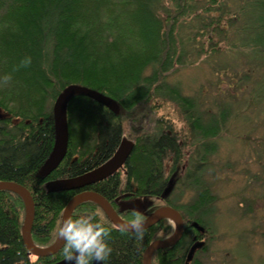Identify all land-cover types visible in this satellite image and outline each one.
<instances>
[{
  "label": "trees",
  "instance_id": "trees-1",
  "mask_svg": "<svg viewBox=\"0 0 264 264\" xmlns=\"http://www.w3.org/2000/svg\"><path fill=\"white\" fill-rule=\"evenodd\" d=\"M231 15L237 17L227 20L229 28L241 20L253 46L264 54V0H0V182L11 181L31 193L35 245L49 248L57 241L58 222L79 193H49L46 185L83 175L110 160L125 137V119L133 125L134 153L122 171L82 191L97 192L116 210V200L126 195L149 199L151 205L142 212L146 218L164 207L178 210L186 222L181 242L157 251L152 264H204L199 255L209 249L216 201L205 175L218 154V138L231 108L208 115L206 121L197 100L184 96L169 78L192 64L199 37L210 44L204 54L218 52L214 41L228 39L223 23ZM259 64L264 68V62ZM71 86L96 91L118 109L83 94L72 97L67 155L42 176L55 145L54 105ZM153 101L178 107L190 127L189 155L172 123H158L151 132L140 128ZM167 164L172 174L185 167V175L163 200L170 181ZM185 191L195 195L188 203H182ZM26 210L18 193L0 191V264L67 262L62 249L52 257L29 254L23 244ZM132 212L120 213V218L127 221ZM96 214L110 229L107 242L112 249L108 260L99 264H143L148 247L175 232L163 220L138 237L118 229L92 201L74 209L72 217ZM197 243L203 247L189 260Z\"/></svg>",
  "mask_w": 264,
  "mask_h": 264
},
{
  "label": "rangeland",
  "instance_id": "rangeland-1",
  "mask_svg": "<svg viewBox=\"0 0 264 264\" xmlns=\"http://www.w3.org/2000/svg\"><path fill=\"white\" fill-rule=\"evenodd\" d=\"M233 17L237 16H227L223 23L228 39L217 37L214 41L218 52L204 54L210 44L199 37L191 52L193 65L178 68L169 81L179 85L184 96L197 100L200 110L207 114L206 121L208 115L231 108L230 119L218 138V154L210 160L212 168L205 175L216 201L213 235L200 259L204 264H264V68L258 65V61L264 62V54L253 46L251 32L242 28L241 20L229 28L227 20ZM147 112L140 128L151 132L158 123H172L189 155L190 127L178 107L153 101ZM123 122L125 137L134 142L133 125L125 119ZM50 164L41 168L42 174ZM183 172L185 167L172 174L167 164L165 174L170 180L176 175L177 183ZM183 194L182 203L195 196L188 191ZM170 223L176 225L173 220Z\"/></svg>",
  "mask_w": 264,
  "mask_h": 264
},
{
  "label": "water",
  "instance_id": "water-1",
  "mask_svg": "<svg viewBox=\"0 0 264 264\" xmlns=\"http://www.w3.org/2000/svg\"><path fill=\"white\" fill-rule=\"evenodd\" d=\"M77 94H83L94 101L104 104L109 109L115 110L118 109V106L114 101L104 97L100 93L96 91H92L87 88H83L80 86H71L67 90L64 91L63 94H61L55 105H54V119H55V130H56V138H55V145L53 152L51 154V157L48 158V162L50 164V169L45 173L42 174L40 171V174L42 176L47 175L50 173L54 168H56L60 162L64 159V157L67 155L68 148H69V141H70V133H69V125H68V117H67V109L70 100L72 97H74ZM135 142L132 140H129L128 138L124 137L121 144H119V148L117 149L116 153L113 155V157L108 160L104 165L98 166V168L85 173L83 175L73 177V178H67L62 179L58 181H52L46 185V190H48L49 193H61V192H71V191H79V193L70 201L66 209H64V215L63 219H66L69 216H73L74 209H76L78 206L85 202H95L101 206V208L104 210L106 215L111 220V222L120 230L128 231V232H135L133 229H131L126 221H124L122 218H120V213H124L126 211H134L138 210L139 212H144L148 209L149 205H151V201L149 199H132L129 201H121V198H118L116 200V203H119L120 209L119 211H116L115 208H113L112 204L106 200V198H103L100 194L97 192L94 193V191H82L86 187H91L97 183L103 182L107 179H109L112 176H115L117 173H119L121 170L124 169L125 164L129 161L130 157L134 153L135 150ZM45 164V165H46ZM44 165V166H45ZM43 166V167H44ZM42 167V168H43ZM176 175L167 183V186L163 192L162 199H168L176 187ZM12 191L15 193H18L21 198L24 199V202L26 203L27 210L26 212V218L23 227V244H25L27 250L29 251V254L37 257V258H45V257H52L56 255L59 251H61L64 241L61 239H57L55 243L49 247V248H41L32 241V230L34 226L35 221V203L33 201V197L31 193L24 188L23 186L11 183L10 182H0V191ZM82 191V192H80ZM127 196V195H126ZM124 196V198H127ZM181 213L172 208V207H164L154 214L150 215L145 223L144 231L152 228L155 225H159V223L163 220L168 221H175V232L171 237L165 241H157L153 244H151L148 249L145 251L143 256V264H152V258L153 255L160 250H164L167 248H170L172 246H175L179 242H181L182 235L184 234L185 229V221L183 219V216L180 215ZM196 229H200L198 224H193ZM204 243H197L190 252L189 260L193 258V255L197 249H200L203 247ZM62 264H74V262L67 261ZM96 264H99V262H96Z\"/></svg>",
  "mask_w": 264,
  "mask_h": 264
},
{
  "label": "clouds",
  "instance_id": "clouds-1",
  "mask_svg": "<svg viewBox=\"0 0 264 264\" xmlns=\"http://www.w3.org/2000/svg\"><path fill=\"white\" fill-rule=\"evenodd\" d=\"M10 77H5V81ZM97 215H81L75 219L72 216L58 222L57 236L64 241L62 253L68 261L74 264H92V261L105 262L112 249L108 244L110 229L105 226ZM147 218L138 210H134L127 225L142 237Z\"/></svg>",
  "mask_w": 264,
  "mask_h": 264
},
{
  "label": "flooded vegetation",
  "instance_id": "flooded-vegetation-1",
  "mask_svg": "<svg viewBox=\"0 0 264 264\" xmlns=\"http://www.w3.org/2000/svg\"><path fill=\"white\" fill-rule=\"evenodd\" d=\"M128 199L132 200L131 198H125V199H122V201H129ZM121 202V201H120ZM186 223V222H185Z\"/></svg>",
  "mask_w": 264,
  "mask_h": 264
}]
</instances>
